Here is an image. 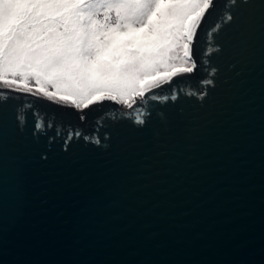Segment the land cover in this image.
Returning a JSON list of instances; mask_svg holds the SVG:
<instances>
[{
	"label": "water",
	"instance_id": "95a60500",
	"mask_svg": "<svg viewBox=\"0 0 264 264\" xmlns=\"http://www.w3.org/2000/svg\"><path fill=\"white\" fill-rule=\"evenodd\" d=\"M237 13L215 37L214 86L200 68L173 81L203 100L81 113L15 94L0 126V264H264V9ZM37 118L53 127L34 134ZM68 125L90 139L65 146Z\"/></svg>",
	"mask_w": 264,
	"mask_h": 264
},
{
	"label": "snow or ice",
	"instance_id": "6c2138e0",
	"mask_svg": "<svg viewBox=\"0 0 264 264\" xmlns=\"http://www.w3.org/2000/svg\"><path fill=\"white\" fill-rule=\"evenodd\" d=\"M249 2L225 0L217 21L202 28L215 0H0V126L8 122L15 94L81 113L105 101L128 109L138 100L166 104L178 92L203 100L206 90L184 92L183 81H173L200 68L207 75L199 84L214 86L210 61L220 51L215 37L237 22L239 4ZM259 3L264 9V0ZM165 85L170 95L158 94ZM15 119L23 128L19 109ZM136 123H147L142 112ZM51 127L37 118L34 134ZM66 131L65 146L74 138L90 139L72 125Z\"/></svg>",
	"mask_w": 264,
	"mask_h": 264
}]
</instances>
